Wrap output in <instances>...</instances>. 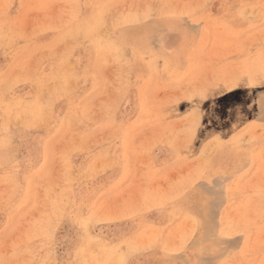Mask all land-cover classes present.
Instances as JSON below:
<instances>
[{"label":"rangeland","instance_id":"rangeland-1","mask_svg":"<svg viewBox=\"0 0 264 264\" xmlns=\"http://www.w3.org/2000/svg\"><path fill=\"white\" fill-rule=\"evenodd\" d=\"M72 1L0 0V264H264V0Z\"/></svg>","mask_w":264,"mask_h":264},{"label":"bare ground","instance_id":"bare-ground-1","mask_svg":"<svg viewBox=\"0 0 264 264\" xmlns=\"http://www.w3.org/2000/svg\"><path fill=\"white\" fill-rule=\"evenodd\" d=\"M72 1V0H71ZM75 1H77V0H75ZM106 1H108L107 2V4H103L104 2H106ZM110 1H114V0H88V2H87V5H89V6H101L102 8H101V14H99V15H101L102 16V14H105L107 11L105 10V7L108 5V3L110 2ZM118 1H120V0H118ZM117 1V2H118ZM123 1V0H122ZM73 2V1H72ZM80 2V1H79ZM116 2V3H117ZM74 3V2H73ZM115 4V3H114ZM165 4V3H164ZM73 5H75V3L73 4ZM112 5V4H111ZM111 5H108V7L109 6H111ZM158 5V4H157ZM158 7V6H157ZM53 8V7H52ZM91 8V7H90ZM182 8V7H181ZM91 9H93V7L91 8ZM128 9V8H127ZM96 10H98V8L96 9ZM114 10V9H113ZM183 10V9H182ZM93 11V10H92ZM106 11V12H105ZM110 11V10H109ZM125 11V10H124ZM73 12H74V10H73ZM79 12V11H78ZM129 12V11H128ZM252 12H253V10H252ZM73 14V13H72ZM110 14V13H109ZM133 14V13H132ZM84 15V14H83ZM82 15V16H83ZM113 15V14H112ZM116 15V14H115ZM123 15L125 16V14L123 13ZM193 15V14H192ZM72 16V15H71ZM74 16V15H73ZM77 16V15H76ZM76 16H74L75 17V20L74 21H76ZM100 16V17H101ZM104 16H106L107 17V15H104ZM123 16V17H124ZM84 17H85V15H84ZM94 16L91 14V15H88V16H86V18L87 19H89V20H87V24H85V25H90L91 24V21H93L91 18H93ZM99 17V16H98ZM98 17H96V15H95V21H93V22H98V20H97V18ZM100 17H99V19H100ZM110 17V16H109ZM112 17H116V16H112ZM118 17V16H117ZM121 17V16H120ZM134 17V16H133ZM86 18H84V19H86ZM119 18V17H118ZM82 19H83V17H82ZM101 19H103L104 20V18H101ZM100 19V20H101ZM111 19H113V18H111ZM116 19V18H115ZM128 18L127 17H124V18H120V22L123 24V25H121L122 26V29H121V34L119 35L120 37H121V41H123L125 44H126V47H127V45H132L131 47H133L134 45V47L132 48L133 49V51L135 50V51H139V50H143L144 48H145V45H147L149 48L152 46V43H153V36H155V33H153V28L152 27H147V26H145V27H133L132 25H131V23L133 24V22H131L130 23V21L128 20V21H126ZM206 19L208 20V18H207V16H206ZM210 19V18H209ZM212 19V18H211ZM69 20H71V19H69ZM73 20V19H72ZM78 21L80 20V18H78L77 19ZM91 20V21H90ZM99 20V21H100ZM194 20V19H193ZM83 21V20H82ZM113 21H114V19H113ZM73 22V21H72ZM77 22V21H76ZM111 22V21H110ZM117 22H119L118 21V19H117V21H116V24H117ZM135 23H136V21H134ZM210 22V21H209ZM68 23H70V22H68ZM80 23H81V21H80ZM79 23V24H80ZM90 23V24H89ZM157 23V22H156ZM76 24L77 23H75V26H76ZM140 24V23H139ZM173 24V23H172ZM80 25H82V23L80 24ZM74 26V27H75ZM78 26V25H77ZM104 26V25H103ZM120 26V27H121ZM154 26V25H153ZM82 27V26H81ZM89 27V26H88ZM118 27V26H117ZM205 27L207 28V26L205 25ZM72 27H70V29H71ZM93 28V27H92ZM214 28V27H213ZM73 29H77V28H73ZM73 29L70 31V32H73V34L74 33H76V32H74L73 31ZM87 29V28H86ZM120 29V28H119ZM178 29H180V28H178ZM58 30V29H57ZM80 31H81V29H79ZM84 29H82V31H83ZM87 30H89V29H87ZM91 30V29H90ZM102 30V29H101ZM118 30V29H117ZM128 30V31H127ZM177 30V29H176ZM203 30V29H202ZM49 31V30H48ZM114 31V30H113ZM180 31H181V29H180ZM45 32V31H44ZM78 32V31H77ZM89 31H87V33H88ZM115 32V31H114ZM217 32V31H216ZM43 33V32H42ZM80 33H85L84 31L83 32H80ZM107 33V32H106ZM67 34V33H66ZM78 34H79V32H78ZM86 34V33H85ZM84 34V35H85ZM115 34V33H114ZM181 34V33H180ZM183 34V33H182ZM202 34V33H201ZM204 34V33H203ZM202 34V35H203ZM11 35H13V34H11ZM64 35V34H63ZM68 35H70V33H68ZM67 35V36H68ZM84 35H83V37H84ZM88 35H89V33H88ZM53 36V35H52ZM51 36V37H52ZM76 36V35H75ZM116 36V35H115ZM182 36V35H181ZM55 37H56V34H55ZM74 37V36H73ZM73 37H71V39L73 38ZM82 37V38H83ZM89 37V36H88ZM203 37V36H202ZM55 39V38H54ZM79 39V38H78ZM113 39V38H112ZM85 41H86V39H84ZM88 40V39H87ZM93 40H95L96 42L97 41H99V40H97V39H93ZM72 41V40H71ZM107 43H114V42H116L115 41V39H114V42L109 38L108 39V37H107V39L105 40ZM117 41H119V40H117ZM200 41V40H199ZM78 42V41H77ZM80 42V41H79ZM78 42V43H79ZM84 43L85 42H83L82 41V44L84 45ZM117 43V42H116ZM87 44V43H86ZM86 44H85V46H86ZM118 44V43H117ZM198 44V43H197ZM90 45V44H89ZM116 45V44H115ZM121 44H119V46H120ZM143 45V47H141ZM177 45H179V44H177ZM188 45V44H187ZM79 46V45H78ZM95 46H96V44H95ZM103 47H104V45H102ZM106 46V45H105ZM109 46H110V44H109ZM112 46V45H111ZM125 46V45H124ZM202 46V45H201ZM48 47V46H47ZM147 47V48H148ZM82 48H85L84 46L82 47ZM94 48V47H93ZM97 48H98V46H97ZM102 48V47H101ZM109 48V47H108ZM112 48H113V46H112ZM176 48H178V46L176 47ZM69 49H71V48H69ZM75 49V48H74ZM87 49V48H86ZM91 49V48H90ZM94 49H96V48H94ZM22 50V49H21ZM83 50V49H82ZM101 50V49H100ZM176 50V49H175ZM264 50V49H263ZM94 51V50H93ZM151 51H153V50H151ZM173 51V50H172ZM184 51V50H183ZM70 52V51H69ZM73 52V51H72ZM91 52V51H90ZM94 52H96V51H94ZM94 52H93V54H94ZM100 52V51H99ZM145 52V51H144ZM168 52H169V50H168ZM170 52H171V50H170ZM193 53V52H192ZM71 54V53H70ZM70 54H68V56H70ZM92 54V53H91ZM97 54V53H96ZM124 54V53H123ZM134 55V54H133ZM137 55V54H136ZM187 55V54H186ZM192 55V54H191ZM193 55H195V54H193ZM201 55V54H200ZM248 55H250V54H248ZM246 56L247 58H249L250 56ZM49 56H51V55H49ZM195 56H199V55H195ZM252 56H254V55H252ZM46 57V56H45ZM54 57V56H53ZM64 56H61V58H59L58 60H60V59H62ZM84 57V56H83ZM138 57V56H137ZM141 57V56H140ZM194 57V56H193ZM246 57H244V59L246 58ZM258 57V56H257ZM65 58H67V56H66V54H65ZM64 58V59H65ZM70 58H72V57H70ZM91 58H92V56H91ZM93 58H94V56H93ZM92 58V59H93ZM246 58V59H247ZM251 58V57H250ZM79 59V58H78ZM153 59H155V58H153ZM171 59V58H170ZM169 59V60H170ZM182 59V58H181ZM254 60L256 59V58H253ZM66 60V59H65ZM143 60V59H142ZM197 61H199L198 59H196ZM253 60V61H254ZM263 60V59H262ZM60 61H62V60H60ZM67 61H68V59H67ZM84 61H85V59H84ZM90 61V60H89ZM107 61V60H106ZM124 61V60H123ZM168 61V60H167ZM171 61V60H170ZM261 61V60H260ZM72 62V61H71ZM83 62V61H82ZM92 62H93V60H92ZM122 62V61H121ZM243 62V61H242ZM257 62V61H256ZM66 63V62H65ZM86 63V62H85ZM127 63V62H126ZM175 63V62H174ZM192 63V64H191ZM190 64L192 65L191 67L193 68V63L194 62H191ZM52 64V63H51ZM73 64H74V60H73ZM95 64V63H94ZM129 64V63H128ZM134 64V63H133ZM151 64V63H150ZM247 64V63H246ZM63 65V64H62ZM175 65V64H174ZM199 65V64H198ZM197 65V66H198ZM253 64H251V66H252ZM254 65H256L255 63H254ZM258 65L260 66V63H258ZM48 66H50V65H48ZM75 66H76V64H75ZM74 65H73V67L71 68L72 70H73V68L75 67ZM79 66V65H78ZM90 66V65H89ZM262 66V68H263V64L261 65ZM81 67V66H80ZM92 67H94V65L92 64ZM154 67V66H153ZM175 67V66H174ZM244 67V66H243ZM258 67V66H257ZM60 68H61V66H60ZM95 68V67H94ZM80 69V68H79ZM194 69H195V66H194ZM198 69V68H197ZM197 69L196 70H193V71H197ZM247 69V68H246ZM249 69V68H248ZM251 69H253V68H251L250 67V71H251ZM57 70H58V68H57ZM56 70V71H57ZM93 70V69H92ZM101 70V69H100ZM238 70H240V69H238ZM45 71V70H44ZM62 71V70H61ZM60 71V72H61ZM89 72H90V70H88ZM108 71V70H107ZM192 71V70H191ZM190 71V72H191ZM193 71L190 73V74H192L193 73ZM249 71V70H248ZM63 72V71H62ZM71 73H72V71H70ZM74 72V71H73ZM246 72V71H245ZM44 73V72H43ZM59 73V72H58ZM78 73V72H77ZM91 73V72H90ZM95 73V72H94ZM188 73H189V71H188ZM53 74H56L55 72L53 73ZM76 74V73H75ZM248 74V73H247ZM246 74V75H247ZM249 74H250V72H249ZM59 75V74H58ZM64 75V74H63ZM69 75V74H68ZM72 75H74V74H71L70 76H72ZM77 75V78L79 77V75L80 74H76ZM76 75H74V76H76ZM89 75V74H88ZM96 75V74H95ZM251 75V74H250ZM49 76V75H48ZM48 76H45V77H48ZM55 76H57V75H55ZM60 76V75H59ZM81 76V75H80ZM84 76V78H85V75H83ZM87 76V75H86ZM144 76V75H143ZM252 76V75H251ZM253 76H255V75H253ZM41 77H42V75H41ZM247 77V76H246ZM250 77V76H249ZM43 78V77H42ZM55 78V77H54ZM57 78V77H56ZM71 78V77H70ZM80 78H83V77H80ZM87 78V77H86ZM147 78V77H146ZM153 78V77H152ZM41 79V78H40ZM59 79H61V76H60V78ZM69 79V78H68ZM73 79H75V78H73ZM137 79V78H136ZM140 79V78H139ZM150 79V78H149ZM233 79V78H232ZM251 80H252V78H250ZM255 79V78H254ZM64 80V79H63ZM65 80H67V79H65ZM65 80H64V82H65ZM76 80V79H75ZM89 80H90V78H89ZM53 81V80H52ZM72 81V80H71ZM91 81V80H90ZM231 81V80H230ZM254 81V80H253ZM60 82V81H59ZM58 82V83H59ZM106 82V81H105ZM256 82V81H255ZM57 83V84H58ZM145 83V82H144ZM148 83V82H147ZM220 83V82H219ZM60 85H61V83H59ZM138 84V83H137ZM231 84V83H230ZM99 85V84H98ZM145 85V84H144ZM146 86V85H145ZM62 87V86H61ZM63 88V87H62ZM67 88V87H66ZM89 88V87H88ZM137 88H138V86H137ZM147 88V87H146ZM64 90V89H63ZM209 90V89H208ZM215 90V89H214ZM66 91V90H65ZM90 91V90H89ZM57 92H60V91H57ZM68 92V91H67ZM140 92V91H139ZM62 93H65V92H62ZM77 93V92H76ZM77 94H79V93H77ZM66 95V94H65ZM72 95V94H71ZM68 96H69V94H68ZM72 96H74V95H72ZM39 97V96H38ZM56 97V96H55ZM60 96H57V98H59ZM63 97V96H62ZM77 97V96H76ZM68 98V97H67ZM19 99V98H18ZM70 99V98H69ZM75 99V98H74ZM71 100V99H70ZM236 100H239V97H237L236 96V98L233 100V97H232V99H228V97H225L224 98V101L222 102V106H224V107H227L229 104H230V102H236ZM6 101V100H5ZM22 101V100H21ZM56 101V100H55ZM16 102V101H15ZM30 102V101H29ZM67 102H68V99H67ZM76 102V101H75ZM79 102V101H78ZM86 102V101H85ZM70 102H68L67 104H69ZM72 103H74V100L72 101ZM22 104V103H21ZM53 104V103H52ZM69 105H71V104H69ZM76 105V104H75ZM73 106V108L74 107H76V106ZM81 106V105H80ZM138 106V105H137ZM70 108H71V106H69ZM20 108V107H19ZM72 109V108H71ZM77 109V108H76ZM80 109H82V108H80ZM18 110V109H17ZM74 110V109H73ZM71 111V110H70ZM111 111V110H110ZM69 112V111H68ZM72 112H74V111H72ZM84 112V111H83ZM139 112V111H138ZM18 113V112H17ZM70 114V113H69ZM75 114H76V112H75ZM70 115H73V114H70ZM69 115V116H70ZM84 115V114H83ZM216 115V114H215ZM217 117V116H216ZM82 119V118H81ZM242 119V118H241ZM234 122V121H233ZM245 123V122H244ZM235 124V123H234ZM233 124V125H234ZM248 126V125H247ZM249 127V126H248ZM247 128V127H246ZM56 129V128H55ZM67 129V128H66ZM208 130V129H207ZM212 131V130H211ZM218 131H220V134L223 136V138L224 139H222L223 140V142H221V143H218V145L221 147V146H224V145H230V146H235V149H236V151H237V146L235 145V143H234V138H233V140H228V139H230V138H232L231 136H230V132L228 131V130H225V129H222V130H218ZM217 131V132H218ZM205 132V131H204ZM211 133V132H210ZM232 133V132H231ZM234 133V132H233ZM235 134V133H234ZM233 134V135H234ZM237 134V133H236ZM236 134H235V136H236ZM232 135V136H233ZM211 136V135H210ZM213 136H215V135H213ZM234 136V137H235ZM246 150V149H245ZM243 151H244V149H243ZM240 152V151H239ZM247 152H249V151H247ZM243 153V152H242ZM235 154V153H234ZM247 154V153H246ZM214 156V155H213ZM238 156V155H237ZM248 156H250V155H248ZM254 156V155H253ZM124 161V160H123ZM218 162V161H217ZM234 163V162H233ZM71 166V165H70ZM72 172V171H71ZM73 174H74V172H73ZM38 179V178H37ZM60 191V190H59ZM201 193V192H200ZM101 199V198H100ZM155 204V203H154ZM202 210V209H201Z\"/></svg>","mask_w":264,"mask_h":264}]
</instances>
